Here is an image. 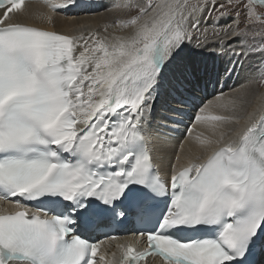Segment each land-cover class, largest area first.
I'll list each match as a JSON object with an SVG mask.
<instances>
[{
  "label": "snow or ice",
  "instance_id": "obj_1",
  "mask_svg": "<svg viewBox=\"0 0 264 264\" xmlns=\"http://www.w3.org/2000/svg\"><path fill=\"white\" fill-rule=\"evenodd\" d=\"M42 3L37 15L31 0H0V201L11 206L0 211V264H250L264 238V95L252 106L254 81L199 109L203 131L188 129L197 151L181 143L170 173L154 155L163 68L194 35L197 46L207 38L197 13L209 0H125L113 5L128 12L114 26L79 33L58 31L53 16L77 0ZM227 4L237 20L221 43L237 41L235 56L264 54V0ZM117 217L141 227L106 258L91 233Z\"/></svg>",
  "mask_w": 264,
  "mask_h": 264
},
{
  "label": "bare ground",
  "instance_id": "obj_2",
  "mask_svg": "<svg viewBox=\"0 0 264 264\" xmlns=\"http://www.w3.org/2000/svg\"><path fill=\"white\" fill-rule=\"evenodd\" d=\"M121 2L122 0H77L75 6L69 7L66 11L53 14L54 26L60 32L79 33L81 30L86 32L90 28L103 31L106 24L114 26L115 21L118 19L117 16H121L119 11L122 8L113 7L115 3ZM84 5H87V8H85ZM30 7L37 15L40 12L48 11L47 8L43 6L42 0H31ZM111 10H115L116 12H111ZM223 18H225V16L221 17V19L211 20L204 17L200 18V32L202 33L206 27L209 28L208 30H211L208 25H215L216 21H218V25L221 22H226L222 20ZM46 26L52 27L53 25ZM109 31H112V28H109ZM208 36L207 38L200 36L199 39L202 43L200 46H197V39L194 35V39H192L191 43L186 42L176 56L163 68L161 83H166L168 88L172 87L174 94H171L173 97L172 101H170L171 98L165 99V97H158V107L153 110V115L151 117V130L154 137L159 136V138L154 141L157 149L154 155L158 157V164L166 167L169 173L171 164L177 163L175 155L176 152L180 150L181 143L185 144V151L189 149H191L193 153L197 151L196 144L188 140V129L195 126L192 134L193 137L203 131L202 128L196 126L195 121V116L199 109L209 101H215L221 92L230 93L233 90H239L241 85H245L246 81L250 78V75L248 76L246 74V69H241L245 66L243 55L235 56L232 54L233 46L237 44V41H233L231 45L227 44V47H221L223 44L218 46V40L223 41L230 39L231 32L228 33V36L224 34L219 37H213L212 35ZM206 39H208V41H205ZM194 49L202 50L198 53H193ZM236 51L239 52L241 49L236 48ZM197 56L200 57L197 58L196 63L194 58ZM189 57L192 61L191 70H186L185 64ZM201 61H218L219 64L212 66L209 71L203 73L202 67L195 69ZM215 69H218L219 72V77L217 76L216 78L212 77V72ZM224 74L226 77L223 78ZM218 78L219 84L217 86L216 82H218ZM160 90L161 88L159 92ZM248 91L250 93L249 98L252 100V106H256L259 103L257 97L264 95V86L260 88L259 82L254 80L248 88ZM175 93L179 96H175ZM163 116H170L173 117V119L163 120ZM162 124H167L168 127H161ZM4 209L5 204L0 203V211ZM132 230L134 231L133 227H129L127 232L122 233L119 237H116L115 240L108 239L104 249L110 254L114 251H118L115 247L116 244L128 242V238L133 236ZM263 244L264 238L260 241V245ZM137 247H142V244H138ZM259 255L260 251L257 253V256ZM147 261L148 264H160L155 258L151 257L147 258ZM257 264H259L258 261Z\"/></svg>",
  "mask_w": 264,
  "mask_h": 264
},
{
  "label": "rangeland",
  "instance_id": "obj_3",
  "mask_svg": "<svg viewBox=\"0 0 264 264\" xmlns=\"http://www.w3.org/2000/svg\"><path fill=\"white\" fill-rule=\"evenodd\" d=\"M124 2H125V0H122L121 3H124ZM194 2H195V0H194ZM215 3H216V6L217 7L215 9H213L212 8V3L209 0V3L207 5V7L209 9H211V11H207L206 10V11L203 12L202 15L199 14V16H198V13H197V16L199 17V19L200 18H203V17L204 18H207L209 20H211V19H217V18L221 19V17H223V16H221V12L224 11V9H220L219 8V5L223 4L228 9V16H225V18L222 19L223 21H226V22H223V23L221 22L218 25V21H216L215 22V25H210V24L208 25L210 27V29H211V30H209V33H208L209 36L212 35L213 29H215L216 31H219L220 32V35L219 36H221L222 34H224V33H222L223 32L222 30L228 28L230 25H232V23H233L232 26H235L236 20H237L236 10L231 9V7L228 6L227 0H215ZM239 11L241 12V15L239 17V27L240 28H244L245 27L246 15L244 14L243 9H239ZM111 12H116V11L115 10H111ZM119 13H120L121 16H117L118 19H119V17L120 18H124V17H126L128 15L127 10L124 9V8L120 9ZM211 24H214V23H211ZM206 28L209 29L208 27H206ZM205 41H208V39H206ZM218 41H219V45L218 46H220V44H222V43H221L220 40H218ZM229 45H231V44H229ZM221 47H227V45H224L223 44V45H221ZM189 49H193V48H189ZM223 49L228 50L226 48H223ZM200 50H202V49H198V50L194 49L193 50V53H198ZM245 50H246L245 52H247V49H245ZM198 57H200V56H197V57L194 58L195 61H196V63H197V58ZM243 58L245 59L244 60L245 66L243 68H241V62H240V68L242 70L243 69H246V74L248 76L250 75L249 77L253 81L255 80V81L259 82V80L264 79V77H261V75H260L261 72H264V54L259 53V52L255 53V54H246V55H243ZM217 62L218 61H215V62L214 61H207V62L206 61H201V62L198 63V66L195 69L202 67V72L203 73H206L207 71H209L211 69L212 66L218 65L219 62L218 63ZM191 64H192V61H191V59L189 57L187 59L186 64H185L186 70H191V68H190L191 67ZM212 73H213L212 74V77L216 78L218 76V73H219L218 72V69H215ZM225 74L223 75V78L226 77ZM243 77H244V75H243ZM217 81L218 82H216V85L218 86V84H219V78H218ZM259 87L261 88L260 83H259ZM172 91H174V90L172 89Z\"/></svg>",
  "mask_w": 264,
  "mask_h": 264
}]
</instances>
